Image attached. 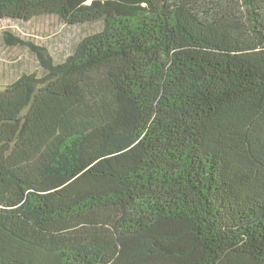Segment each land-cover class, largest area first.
<instances>
[{
	"label": "trees",
	"instance_id": "obj_1",
	"mask_svg": "<svg viewBox=\"0 0 264 264\" xmlns=\"http://www.w3.org/2000/svg\"><path fill=\"white\" fill-rule=\"evenodd\" d=\"M95 25L0 89V264H264V0H0Z\"/></svg>",
	"mask_w": 264,
	"mask_h": 264
},
{
	"label": "rangeland",
	"instance_id": "obj_2",
	"mask_svg": "<svg viewBox=\"0 0 264 264\" xmlns=\"http://www.w3.org/2000/svg\"><path fill=\"white\" fill-rule=\"evenodd\" d=\"M96 27L69 26L56 17H45L26 23L0 19V89L13 82L21 72L30 73L38 69L36 55L26 46L8 45L13 42L6 38V33L46 49L54 62L59 63L83 37L97 30Z\"/></svg>",
	"mask_w": 264,
	"mask_h": 264
}]
</instances>
